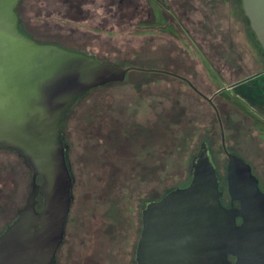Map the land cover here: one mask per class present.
Listing matches in <instances>:
<instances>
[{
	"label": "rangeland",
	"instance_id": "374dc122",
	"mask_svg": "<svg viewBox=\"0 0 264 264\" xmlns=\"http://www.w3.org/2000/svg\"><path fill=\"white\" fill-rule=\"evenodd\" d=\"M109 1L111 6L107 5ZM157 1L160 9L156 7ZM126 2L129 3L125 24L120 21L119 0H20L18 3V29L24 36L38 44L85 51L98 57L100 62L128 70L125 81L97 88L78 100L64 123L67 144L70 142L69 146L75 148L68 133L73 132L77 122L82 124L83 132L78 138L74 136V140L90 145L101 141L98 137L92 141L88 139L91 130L99 137L104 136L108 126L114 125L116 120L120 126L111 132V136L118 137L106 150L118 153L124 159L110 170L123 180V186L125 179H134L131 174L140 164L148 158L152 162L157 156V192L160 197L174 188L187 186L191 161L199 153L201 144L205 143L224 192L222 204L225 207L230 205L226 193V154L237 157L250 167L264 194V83L260 79H251V82L232 86L264 69L261 49L246 26L241 2ZM205 2L206 6L203 5ZM70 4L78 5V8H71ZM188 4L197 9V17L202 12L207 20L206 60H200L203 52L199 42L203 39L191 34L188 27L187 22L194 14L191 12L194 9ZM169 24L176 29L168 28ZM169 33L175 37L172 42L169 41ZM157 36L162 37L160 41ZM189 50L194 51V54L188 53L192 57L191 62L200 63L207 78V85H202L200 91L212 98L214 107L195 97L184 83L165 74L158 76L149 72L157 67L169 71L172 66L177 74L189 78L188 70L193 65L182 57V53ZM169 53L178 56L173 54V57ZM232 57L238 60L234 64V72L226 64L227 60L233 64ZM189 80L194 83L192 78ZM76 116H80L77 117L79 119ZM80 136L85 137L81 139ZM31 176L30 168L20 158L0 151V228L4 211L5 220H9L25 205ZM149 185L146 190L150 192L151 183ZM127 195L124 190L123 198ZM106 197H109L108 192L103 195ZM134 199L123 200L125 202L120 209H107L106 213L111 217L120 213L122 217L99 224L102 228L100 241L116 244L118 240L114 233L122 232L126 224L130 227L129 233L135 236L139 206ZM81 203L78 196L73 210ZM103 231L113 235L112 242L104 239ZM121 238L123 251L116 248L120 256L113 252L112 264L115 263L114 258L121 260L122 264L131 263L132 240L125 236Z\"/></svg>",
	"mask_w": 264,
	"mask_h": 264
},
{
	"label": "water",
	"instance_id": "95a60500",
	"mask_svg": "<svg viewBox=\"0 0 264 264\" xmlns=\"http://www.w3.org/2000/svg\"><path fill=\"white\" fill-rule=\"evenodd\" d=\"M19 1L0 0V149L25 159L32 189L0 235V264H52L70 207L62 120L91 90L125 81L127 70L24 36ZM240 1L264 54V0ZM226 155L229 207L204 145L191 161L189 184L147 204L137 264H264V194L250 167Z\"/></svg>",
	"mask_w": 264,
	"mask_h": 264
},
{
	"label": "flooded vegetation",
	"instance_id": "af4514ba",
	"mask_svg": "<svg viewBox=\"0 0 264 264\" xmlns=\"http://www.w3.org/2000/svg\"><path fill=\"white\" fill-rule=\"evenodd\" d=\"M126 1L127 0H119V3H117V6L119 10L121 11L120 21H122V24L126 23L127 5L129 3ZM238 1L241 2L240 0ZM155 3H156V7L160 9L161 6L159 2L157 1ZM206 4L207 3L205 2L203 5L206 6ZM107 5L111 6L110 1L107 3ZM188 5H189L188 7H192L191 9H194V10L190 9L191 12L194 14H193V17L190 18L187 22L189 24L188 27L190 28L191 34H193L195 37L199 36L203 39L201 42H199L201 43L200 44L201 51L203 52V56L200 60L202 59L206 60L207 56H206V50H205V44H206L205 42H206L207 35L205 32L207 30V20L205 18V15H202V12L200 13V16L197 17V13H196L197 9L193 8L192 4H188ZM68 6H70L71 8H78L77 7L78 5L76 6L75 4H72V5L70 4ZM200 7L201 9H203V6H200ZM172 20H169V22H172ZM245 20L247 24L246 26L250 29L249 22L246 17H245ZM167 27L168 28L171 27L173 30L176 29L175 27H172L171 24L167 25ZM251 33H252V36L255 37L252 31ZM168 36L170 38L169 41L172 42L175 40V37L173 34L169 33ZM157 37H158L157 40L160 41L163 35L162 37L161 36H157ZM65 47L68 48L67 49L68 51H72V52L83 54L89 57H93L94 59L98 58L85 51H81V50L79 51L78 49L69 48L68 46H65ZM64 49L66 50V48ZM188 53L194 54V51L189 50V51L182 53L183 59L185 61L189 59L190 64L193 65L188 70V73L190 75L189 78L182 77L181 74H177L176 71L174 70L175 67H172V66L168 68L169 71H166L165 68L157 67L152 70H149V72H151L152 74H156L158 76L165 74L169 76L170 78L174 79L175 81H180V83H184L189 90L193 91L192 93L195 94L194 95L195 97L196 96L199 97L200 100L202 99L205 102H207L210 106L214 107L212 98H208L200 91L202 85H205V84L207 85V81H206L207 78L204 76V73L201 70L202 66L200 63L191 62L192 57ZM169 54L173 55L174 53L173 54L169 53ZM260 54H261L262 61L264 63V54L262 50ZM174 55L178 56L176 54ZM232 60H233L232 61L233 64L230 65L228 63L229 60H227L226 64H227V68L231 69L234 72L235 70L234 64L238 60H237V57H232ZM197 64H200V66H197ZM127 73H128V70H127ZM127 73H126V76H127ZM263 76H264V69L260 71L259 73L250 75L242 79L241 81L237 82L236 84H233L232 86H235L237 84L239 85L241 83H247L251 79L253 80L260 79V81L264 83ZM190 78L194 80V83L189 80ZM94 90L95 89L91 90L89 94ZM69 112L62 120L60 131H61V140H62L63 148H64L65 164H66V167H67L70 179H71L70 207H69V213L67 215L65 226H64L63 240L56 252V255H55V258L52 264H112L113 252L115 253L114 255L120 256L117 249H119V251H123L122 248L124 244L120 242L123 239L121 238L122 236H125V238L127 237L128 239L130 238L132 240L131 250H130L132 258H131L130 264H137L136 252H137L138 245L141 240L142 233H143V212L147 204L159 202L165 195H167L170 191L173 190L172 189L166 192L162 197H160L159 192H157L158 191L157 190L158 188L157 172H158V166H159L158 164L159 157L158 156L155 157V159L152 162L150 158H148L144 164H140V166L136 168V172L134 173L133 171V173L131 174L132 176H134V179L132 178H130V180L125 179L126 183L123 186L121 184L123 180L116 177V174L112 173L110 170H112L113 168H116L117 165L120 164L119 162H122L124 159L122 158V155H119L118 153H115V152L113 153L108 152L106 150L107 146L110 145L112 141L116 139V137H118V135L116 137L111 136V132L118 130L120 126L119 122H116L115 120L114 125L112 124L109 125L104 136L101 135L99 137L97 133L91 130L90 131L91 133L89 134L90 138L88 139L92 141L93 139L98 137L100 138L101 141L97 143L96 142L90 143V145H88L85 142L79 143L78 139L76 140L77 144H75L76 141L74 140V136L77 135V138H78L80 133L83 132L82 124L80 122H77L76 127L74 126L75 130L73 128L72 129L73 132L68 133L71 137L69 140H71L72 141L71 143L73 144V146H75V148L74 147L71 148L69 146L70 142L67 144V141H66L67 139L65 138V132H64V129L67 128L66 126L64 128V123L70 114ZM77 117H80V116H76V119H79ZM83 137L85 136H82L81 139H83ZM67 138H69L68 135H67ZM120 138L122 139V137ZM204 145L206 144L202 143L201 147H203ZM222 148L224 151H226L224 146H222ZM0 151H6L7 153L14 155L18 159L20 158L21 162H23L24 165H27L25 159L19 154H17L16 152L9 151V150H2V149H0ZM149 172H151V175ZM35 183L37 185H40L41 179L37 178ZM149 183H151L150 192L146 190L150 186ZM181 188H184V187H181ZM31 189H32V176H31L30 192H31ZM124 190L128 193L126 198H123L122 196V193ZM107 192L109 193V197L103 198V195ZM78 196H80L82 203L78 207H75L73 210L72 206L76 202V198ZM130 198L131 199L135 198L134 201L137 202V205L139 206L138 214H137V227H136L135 236L133 237V235L129 233L130 227L126 224V225H123L122 232L114 233V236H116V239L118 240L116 244L111 245V244L103 243L102 241H100L101 239H100L99 231H101L102 228L99 224L110 223L113 220H119L122 217L121 216L122 213H120V215H117L119 217L118 219H116L117 216L114 218L111 217L109 214L106 213L107 209H110L111 207L114 209H120L122 207V202H125L123 200L130 199ZM42 202H43V199H42L41 193L38 192L35 198V203H36L35 210L37 212L40 211L42 207ZM23 207L18 211L16 210L17 212H15L14 216L12 218H9V220H5V216H6L5 211L3 214H1L3 226L2 228H0L2 229L0 230V235H2L4 231L15 221L18 213L23 209ZM102 234H103L104 239L110 240L111 242L113 241V238H112L113 235L111 233L103 231ZM63 252L64 254L62 255ZM114 260H115L114 264L123 263L121 260H118L115 258ZM229 260L231 264H234L235 259L229 258Z\"/></svg>",
	"mask_w": 264,
	"mask_h": 264
}]
</instances>
